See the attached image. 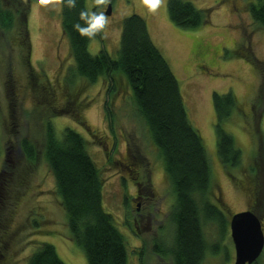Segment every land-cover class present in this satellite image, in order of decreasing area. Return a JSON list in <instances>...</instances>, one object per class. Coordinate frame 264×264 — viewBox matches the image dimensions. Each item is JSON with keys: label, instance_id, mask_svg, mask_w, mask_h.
Here are the masks:
<instances>
[{"label": "rangeland", "instance_id": "rangeland-1", "mask_svg": "<svg viewBox=\"0 0 264 264\" xmlns=\"http://www.w3.org/2000/svg\"><path fill=\"white\" fill-rule=\"evenodd\" d=\"M187 1L209 10V21L182 28L168 18L167 0L155 14L142 0H109V23L101 38L89 41L88 51L116 56L123 19L133 13L145 19L152 42L178 81L188 119L202 138L212 178L211 201L223 213V227L202 221L207 251L201 264H234L230 216L249 209L252 201L233 184L216 155L211 96L231 92L236 100L224 129L241 150V166L253 164L256 171L252 177L236 168L229 172L258 191L255 214L264 233V26L251 20L245 7L249 0ZM29 2V60L50 95L32 92L30 79L17 69V51L0 39V264H27V256L41 242L51 244L64 264H87L84 251L69 235L42 153L36 150L31 164L20 149L24 140L37 149L48 122L56 135L69 128L85 140L103 180V209L124 239L128 264H171L167 250L175 234L174 193L130 96L118 93L109 128L100 80L68 79L73 62L61 31L59 0ZM86 9L106 11L94 0H86ZM252 264H264V247Z\"/></svg>", "mask_w": 264, "mask_h": 264}, {"label": "trees", "instance_id": "trees-1", "mask_svg": "<svg viewBox=\"0 0 264 264\" xmlns=\"http://www.w3.org/2000/svg\"><path fill=\"white\" fill-rule=\"evenodd\" d=\"M59 3L61 31L73 62L68 79L86 83L100 80L104 87V119L109 128L114 122L111 104L118 93L125 91L130 96L174 193L175 234L167 250L171 264H201L207 251L202 221H216L223 227V213L211 201L212 178L202 138L188 119L178 81L152 42L145 19L134 13L123 19L116 56L104 50L92 55L88 43L93 38L81 36L73 27L76 23L85 26L79 12L87 10L86 0H76L75 7H70L68 0ZM245 7L253 23L264 26V0H249ZM166 11L170 21L182 28H195L209 21V10H200L187 0H167ZM29 13V0H0V39L17 51V69L30 79L32 92L49 97L47 83L39 82L40 74L29 60ZM94 38H101V32ZM211 97L216 115V155L233 184L251 198L249 209L255 213L258 191L229 172L236 168L252 177L256 171L253 164L241 166V150L224 129L223 123L237 107L236 100L231 92H213ZM43 132L37 149L26 140L20 149L24 160L31 164L37 153H42L54 177V192L64 210L69 235L84 251L87 264H128L124 239L112 215L103 209V180L86 152L85 140L69 128L56 135L49 122ZM36 244L35 251L27 256V264H64L51 244Z\"/></svg>", "mask_w": 264, "mask_h": 264}, {"label": "water", "instance_id": "water-1", "mask_svg": "<svg viewBox=\"0 0 264 264\" xmlns=\"http://www.w3.org/2000/svg\"><path fill=\"white\" fill-rule=\"evenodd\" d=\"M105 14H110L109 4ZM229 230L234 248V264L255 262L264 247L261 217L250 209L236 212L230 216Z\"/></svg>", "mask_w": 264, "mask_h": 264}, {"label": "clouds", "instance_id": "clouds-1", "mask_svg": "<svg viewBox=\"0 0 264 264\" xmlns=\"http://www.w3.org/2000/svg\"><path fill=\"white\" fill-rule=\"evenodd\" d=\"M95 5L107 7L109 0H94ZM143 6L149 13L155 14L161 6L162 0H142ZM70 7H75L76 0H68ZM79 18L85 22V26L79 23L73 27L79 32L81 36L94 38L98 32H101L108 25L109 20L102 10L90 11L84 10L79 12Z\"/></svg>", "mask_w": 264, "mask_h": 264}, {"label": "flooded vegetation", "instance_id": "flooded-vegetation-1", "mask_svg": "<svg viewBox=\"0 0 264 264\" xmlns=\"http://www.w3.org/2000/svg\"><path fill=\"white\" fill-rule=\"evenodd\" d=\"M138 194H139V193H138ZM138 198H139V199H143V197H142V196H138Z\"/></svg>", "mask_w": 264, "mask_h": 264}]
</instances>
